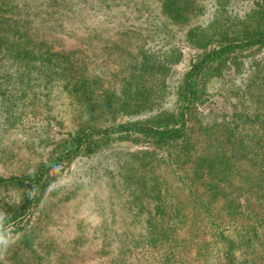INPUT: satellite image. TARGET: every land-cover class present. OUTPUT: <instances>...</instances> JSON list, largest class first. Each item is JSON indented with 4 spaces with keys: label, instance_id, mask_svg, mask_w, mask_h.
<instances>
[{
    "label": "rangeland",
    "instance_id": "1",
    "mask_svg": "<svg viewBox=\"0 0 264 264\" xmlns=\"http://www.w3.org/2000/svg\"><path fill=\"white\" fill-rule=\"evenodd\" d=\"M250 6L251 0H188L181 15L172 18L165 0H0V35L17 28L22 34L18 43L30 40L36 48L21 76L18 62L0 53V176L26 174L48 157L64 154L58 145L80 127H111L173 109L175 88L201 53L185 31L197 27L200 38L210 32L204 28L218 13L238 17ZM139 54L165 61L162 71L140 82L145 96L140 111L132 113L133 106L115 111ZM247 56L206 80L198 121L218 125L223 116L231 121L234 114L240 129L264 138V48ZM74 77L90 79L91 92L83 102L74 94ZM193 125L194 155L204 150L207 134L199 132L197 122ZM214 133L224 138L218 127ZM133 138L111 139L86 155L63 159L28 214L15 225L3 223L7 243L0 244V264H112L122 257L129 264H157L169 247L179 264H216L211 232L232 227L221 222L223 214L215 208L211 212L218 224L201 211L190 233L187 223L176 218L172 245L146 243L144 223L154 212L153 203L134 196L140 186L144 192L158 187L163 203H177L179 214L186 213L189 164L137 166L128 156L126 161L125 152L144 146ZM22 192L21 187H0L2 222L21 206ZM199 246L206 247L204 253H196Z\"/></svg>",
    "mask_w": 264,
    "mask_h": 264
},
{
    "label": "trees",
    "instance_id": "2",
    "mask_svg": "<svg viewBox=\"0 0 264 264\" xmlns=\"http://www.w3.org/2000/svg\"><path fill=\"white\" fill-rule=\"evenodd\" d=\"M169 1L173 2L172 5L167 4ZM187 2L188 0H165L164 9L169 16L176 18L181 15L183 7H187ZM251 2L252 6L238 17L227 18L218 13L209 26L204 28H208L210 32L200 38H196L197 27H190L185 31L187 38H193L191 41L201 49V53L189 62L188 69L182 74L175 88L176 106L173 109H157L143 120L117 123L111 127H80L73 133H68L69 139L63 140L62 147L61 144L58 145L59 149H64V154L61 152L48 157L35 170L26 174L0 176V187L11 185L23 189L21 206L3 222L0 219V233L6 225L3 223L8 221L12 225L17 224L28 214L31 206L36 205L40 198L38 194L49 186L47 178L54 177L55 169L63 159L86 155L111 139L126 140L133 136V140L141 139L144 146L142 149L125 152L126 161L129 159L137 166L152 161L159 164H189L190 183L184 184V206L188 208L186 213L179 214L180 207L177 203H163L162 190L158 187L144 192V187L140 186L141 193L134 196L137 198L144 195L149 200V205L153 203L154 212L151 215H157V218L150 216L148 220L145 219L147 244L172 245L177 235L174 231L176 218L179 222L187 223L186 231L189 233L195 228L197 216L202 212L210 219V223H216V216L211 212L215 208L216 212L223 214L221 222L231 224L232 227L230 232L221 228H214L211 232L217 247L216 264H264V138L257 135L256 131L240 129V119L236 120L239 116L235 115V118L234 114L230 116L231 121L223 116L218 125H204L202 121H198L202 113L197 109L209 77L219 76L223 67L229 64L238 66L249 52L264 48V0ZM18 37H22V34H19L17 28L7 30V36L0 35V53H5L7 58L18 62L19 66L16 68L21 76L22 72L27 73L29 70L27 63L36 48L34 50L30 40L21 45ZM164 63L156 56L150 58L146 54H139L125 81L122 101L113 109L127 111L133 106L132 113L140 111L137 110L142 106L139 103L145 99L140 82L154 78L162 71ZM71 80L74 94L79 102H83L82 97L91 92L90 79L74 77ZM87 106H90L89 102ZM151 108L148 106V109ZM194 121L200 128L199 132L207 135L204 150L193 155ZM216 127L224 138H218L214 133ZM92 143H95L94 148L90 147ZM239 159L245 164H238ZM227 176H236V181L232 182ZM241 196L243 202L239 199ZM164 211L169 215L164 216ZM173 248L162 250L157 264H179L175 260ZM197 249L196 253H204L206 247L199 246ZM121 255L126 254L122 251ZM112 264L129 263L122 257L121 261L114 260Z\"/></svg>",
    "mask_w": 264,
    "mask_h": 264
},
{
    "label": "clouds",
    "instance_id": "3",
    "mask_svg": "<svg viewBox=\"0 0 264 264\" xmlns=\"http://www.w3.org/2000/svg\"><path fill=\"white\" fill-rule=\"evenodd\" d=\"M7 240L5 238V236L3 235V233H0V244H6Z\"/></svg>",
    "mask_w": 264,
    "mask_h": 264
}]
</instances>
